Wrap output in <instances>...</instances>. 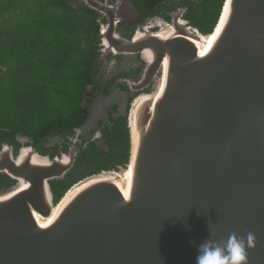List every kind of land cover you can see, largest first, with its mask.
Here are the masks:
<instances>
[{
    "label": "water",
    "instance_id": "1",
    "mask_svg": "<svg viewBox=\"0 0 264 264\" xmlns=\"http://www.w3.org/2000/svg\"><path fill=\"white\" fill-rule=\"evenodd\" d=\"M85 1L107 20L105 54H142L132 88L158 81L132 104L127 166L58 202L51 181L72 169L75 150L14 156L3 146L0 173L16 183L0 192V264H196L208 236L233 232L255 234L249 264H264V0H225L210 34L179 10L168 28L132 39L117 30L120 2Z\"/></svg>",
    "mask_w": 264,
    "mask_h": 264
},
{
    "label": "trees",
    "instance_id": "2",
    "mask_svg": "<svg viewBox=\"0 0 264 264\" xmlns=\"http://www.w3.org/2000/svg\"><path fill=\"white\" fill-rule=\"evenodd\" d=\"M115 4L117 0H101ZM225 0H125L137 15L120 21L118 32L131 37L138 25L184 10L183 17L204 34L213 32ZM98 11L80 0H0V149L32 146L38 153L66 152L71 137L86 120V105L100 64ZM106 130L108 150L94 142L81 148L75 166L51 181L55 202L74 183L103 171L119 170L130 160V130L116 121ZM28 139L26 144L19 137ZM15 180L0 174V192Z\"/></svg>",
    "mask_w": 264,
    "mask_h": 264
},
{
    "label": "flooded vegetation",
    "instance_id": "3",
    "mask_svg": "<svg viewBox=\"0 0 264 264\" xmlns=\"http://www.w3.org/2000/svg\"><path fill=\"white\" fill-rule=\"evenodd\" d=\"M175 13H177V12H175ZM173 15H174V13H171V21L170 22L164 20L161 17L151 18L145 24L138 25L137 29L131 35V37H125V36H123V37H125L127 39H132L134 34L137 32L138 29L149 28L151 31L166 29L171 24V22L173 20ZM183 19H185V18L183 17ZM105 24H102L101 28ZM104 51H105V47L102 44V38H101L100 54H99V58H98V63L100 64V66H99V70H98L97 75H96V83L91 85L90 89H89L91 91L90 92L91 95L89 97V101L85 103L87 116H86L85 122L82 124L81 127L83 128V126L86 124L87 120L90 117V114H91L90 113V108H91L90 105L93 104V101L96 99L97 93H100V95L103 96V99L105 100V102L108 101L107 102L108 104L106 106L107 115H105V120H99L98 126L93 129L96 131L95 132L89 131V133L87 134V137L77 135V139L75 140L74 144L71 143L66 152H62L61 154H59L58 156H60V157L62 155L69 154L72 149L75 150V152H76L75 156L77 157L80 149L86 147L89 144V142H94L96 144V146H98L100 148H105L106 150H108V146L106 145L107 139L105 137L106 130L113 127L114 124L117 123L116 121H119V120L125 121L127 126L129 127V116H130V112L132 109V104L134 103L135 99L138 98L143 93L152 91L154 84H156L158 81L159 75L152 81L151 85L148 88H146L144 90H134L132 88V84L135 85L136 83H138L144 75L145 61L142 58V54L138 53L136 55L139 58V60H141L142 62L139 65H134L132 60L127 61L128 56L124 55L123 53L120 54V53H115L113 51H109L107 54H105ZM103 63L105 64V67L106 66L109 67L110 70L113 69L114 74H112L110 79L105 81V83L103 85H97L98 77L101 73L100 70L104 66V65L102 66ZM78 129L79 128L76 129V133H77ZM129 130H130V128H129ZM76 133L74 134L73 137H71V139H70L71 141L74 140ZM78 134H80V132ZM5 145H8V144H5ZM3 146H2V148H3ZM21 148H19L18 150H15V149L13 150L14 156L18 155ZM42 155H44V154H42ZM48 156H50V155H48ZM50 157H54V156H50ZM75 163H76V161H75ZM127 164L128 163H125L124 166H120L121 167L120 169L125 168L127 166ZM71 170H69V171H71ZM69 171L67 173H69ZM0 174H5V173H0ZM88 177H90V176H88ZM88 177L80 180L79 182L87 179ZM59 179H61V178H59ZM79 182H77V183H79ZM15 183H16V181H15ZM77 183H74L69 189H67V191L70 190ZM14 185H12L11 188Z\"/></svg>",
    "mask_w": 264,
    "mask_h": 264
},
{
    "label": "clouds",
    "instance_id": "4",
    "mask_svg": "<svg viewBox=\"0 0 264 264\" xmlns=\"http://www.w3.org/2000/svg\"><path fill=\"white\" fill-rule=\"evenodd\" d=\"M255 240L252 232L246 238L233 232L226 240L208 236L198 245L196 264H249L248 249L255 247Z\"/></svg>",
    "mask_w": 264,
    "mask_h": 264
},
{
    "label": "rangeland",
    "instance_id": "5",
    "mask_svg": "<svg viewBox=\"0 0 264 264\" xmlns=\"http://www.w3.org/2000/svg\"><path fill=\"white\" fill-rule=\"evenodd\" d=\"M80 1H84L86 3L85 0H80ZM117 2L121 3L120 7H119V10H118V21L130 20V19H133L137 15V13L133 9V7H131V5L128 4V5H126L127 12L125 13V15L120 17L119 12H120V9L125 5V0H117ZM101 15L104 17L103 14H101ZM101 38H102V36H101ZM129 60H132L134 65H139L142 62L136 56H128L127 61H129ZM102 66L103 67L100 70L101 73H100V75L98 77L97 85H103L105 83V81L110 79L111 75L114 74V70L113 69L110 70L109 67H107V66L105 67L104 63L102 64ZM88 89H90V87ZM107 102L108 101L105 102V100L103 99V96L100 95V93H97L96 99L93 101V104L90 105V107H91L90 108V113H91L90 117L87 120L86 124L83 126V128L81 127V128H79L77 130V133H76V135L74 137V140H72L73 144H74L75 140L77 139V135H81L83 137H87V134L89 133V131H91V132H95L96 131V130H93V129L98 126V121L99 120H105V115H107V112H106V106L108 104ZM79 132H80V134H78ZM19 141L21 143H23V144H26L28 142V139L20 136L19 137Z\"/></svg>",
    "mask_w": 264,
    "mask_h": 264
},
{
    "label": "bare ground",
    "instance_id": "6",
    "mask_svg": "<svg viewBox=\"0 0 264 264\" xmlns=\"http://www.w3.org/2000/svg\"><path fill=\"white\" fill-rule=\"evenodd\" d=\"M227 14H228V11L226 12V15H225L226 18H227ZM221 30H222V26L220 25V26L217 28V30H216V34L213 35V36L211 37V40H214V39L216 38V36L221 32ZM206 45H208V41H207V40H205L204 43H201V44H200V48H201V50H206V49H207V48H206ZM76 188H78V187H76ZM76 188H75L74 190H76ZM74 190L71 191V192H74ZM71 194H72V193H71ZM70 198H71V195H68V196L65 198L63 204H65L66 202H68V200H69ZM50 222H51V220H49L48 222H45V223H44V221H43L44 226H47Z\"/></svg>",
    "mask_w": 264,
    "mask_h": 264
}]
</instances>
